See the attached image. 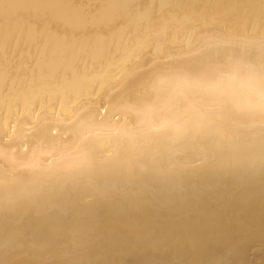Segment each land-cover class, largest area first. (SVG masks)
I'll use <instances>...</instances> for the list:
<instances>
[{"label": "clouds", "instance_id": "9594fccd", "mask_svg": "<svg viewBox=\"0 0 264 264\" xmlns=\"http://www.w3.org/2000/svg\"><path fill=\"white\" fill-rule=\"evenodd\" d=\"M9 3L33 29L78 22L90 30L81 52L101 47L109 54L85 55L76 94H57L72 77L44 79L39 67H22L0 7V218L49 212L72 197L84 207L112 200L169 206L224 182L264 186V0ZM171 21L178 28L169 24V39L183 41L189 53L207 49L190 69L157 68L148 49L121 54V42L142 25ZM185 97L197 108L188 115ZM168 100L179 103L159 110ZM217 128L231 139L217 137ZM237 243L206 264H233ZM28 247L19 233L0 235V264Z\"/></svg>", "mask_w": 264, "mask_h": 264}, {"label": "bare ground", "instance_id": "6f19581e", "mask_svg": "<svg viewBox=\"0 0 264 264\" xmlns=\"http://www.w3.org/2000/svg\"><path fill=\"white\" fill-rule=\"evenodd\" d=\"M38 30L36 44L57 59L79 54L90 34L76 21ZM215 135L231 139L222 128ZM225 217L232 219L222 223ZM13 232L29 247L6 256V264H206L235 242L233 264H264V186L224 182L190 191L169 206L112 200L84 207L72 197L49 212L0 218V235Z\"/></svg>", "mask_w": 264, "mask_h": 264}, {"label": "snow or ice", "instance_id": "6c2138e0", "mask_svg": "<svg viewBox=\"0 0 264 264\" xmlns=\"http://www.w3.org/2000/svg\"><path fill=\"white\" fill-rule=\"evenodd\" d=\"M163 6V5H162ZM5 9V19L9 27V39L17 45L15 55L18 58L22 67L28 70H34L36 67L40 69V75L44 79H58L61 76L69 75L72 80L67 81L65 86L58 89L57 94L71 92L76 94L81 79L78 71V65L84 62L85 55L89 59H98L107 56L109 53L103 48L97 47L88 53L74 54L72 58L57 59L55 54H49L46 46L36 44L35 37L39 35L38 29H33L22 18L12 11L15 7L9 3V0L0 5ZM177 7L197 8L200 5L194 4H181ZM207 22V18H205ZM169 24L175 29L178 25L175 21L165 23L156 27L151 25H142L140 34L127 41L121 42V54L134 55L139 51L148 49L151 52L153 62L157 68H179L190 69L196 63L192 57H199L204 54L207 49L200 48L196 52H186L184 50L183 41H175L168 38ZM207 48L210 49L212 45V37L209 36L208 41L205 42ZM218 42L216 47H219ZM171 62V63H169ZM178 68V70H179ZM176 102L172 100L166 101L163 105L159 106V110L171 112L177 106ZM184 103L185 115H188L197 110L196 105L188 98L185 97ZM170 122L165 120L160 127H166Z\"/></svg>", "mask_w": 264, "mask_h": 264}]
</instances>
